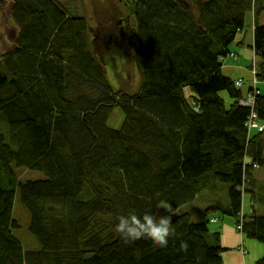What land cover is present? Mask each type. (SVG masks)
I'll use <instances>...</instances> for the list:
<instances>
[{"label":"trees","instance_id":"1","mask_svg":"<svg viewBox=\"0 0 264 264\" xmlns=\"http://www.w3.org/2000/svg\"><path fill=\"white\" fill-rule=\"evenodd\" d=\"M4 1L19 32L15 47L0 50V264H224L221 232L210 228L218 219L209 217L221 211L264 242V0L93 1L95 27L102 5L118 14L107 36L123 59L109 64L88 10ZM250 14L256 55L245 82L223 66L240 59L230 46ZM15 167L44 177L21 181ZM18 188L40 245L30 251L14 233ZM200 198L202 217L178 213L166 248L125 244L115 231L122 214L155 212L160 202L181 210Z\"/></svg>","mask_w":264,"mask_h":264},{"label":"rangeland","instance_id":"2","mask_svg":"<svg viewBox=\"0 0 264 264\" xmlns=\"http://www.w3.org/2000/svg\"><path fill=\"white\" fill-rule=\"evenodd\" d=\"M63 5L69 9L70 13L84 14L86 15V5L84 1L93 3L96 0H59ZM100 1V0H98ZM96 3V2H95ZM97 4L100 5L98 2ZM107 5V4H106ZM12 3L0 0V50L7 52L9 49L16 46V38L18 36V27L13 24L10 18V10ZM105 7L102 5L101 10ZM108 9V8H107ZM8 22V23H7ZM249 22V15H247V24ZM121 52H123L121 50ZM111 54V51H110ZM100 56V55H99ZM112 56V55H111ZM124 81V80H121ZM242 80L239 79V82ZM224 96L225 92L222 93ZM245 100V98H244ZM243 101V100H242ZM242 105L244 106L243 102ZM124 114L121 110H116V113L109 120V125L116 128L119 127L123 122ZM16 172L19 174L21 181L30 179H41L44 177L42 171L18 168L15 167ZM206 202L200 198L190 203L185 204L178 210V213L189 212L191 214V220L195 221L202 217L204 212V205ZM202 209V213H200ZM163 212V209L160 210ZM257 213L264 215V206L257 205ZM13 217L19 221L20 228L14 231L15 235L20 238L26 251L37 249L40 245L36 237L30 231L31 215L30 212L24 207L20 200V188L16 190L15 202L13 207ZM209 217H217L218 221L210 222V228L221 232V244L226 250L223 252L224 264H256L257 259L264 257V242L257 239L249 238L247 235H243L237 228L236 218L228 215H224L222 211L212 212ZM249 240L248 243H246ZM243 244L247 251L244 254L240 246ZM253 260V261H252ZM258 261V260H257ZM256 261V262H257Z\"/></svg>","mask_w":264,"mask_h":264},{"label":"clouds","instance_id":"3","mask_svg":"<svg viewBox=\"0 0 264 264\" xmlns=\"http://www.w3.org/2000/svg\"><path fill=\"white\" fill-rule=\"evenodd\" d=\"M163 209V212L160 210ZM178 215V210L165 202L156 206L155 212L145 213L139 216L135 213L120 215L115 231L125 244L140 239H150L157 247L166 248L170 238L176 237V226L173 218ZM188 243L181 241L179 250L187 251Z\"/></svg>","mask_w":264,"mask_h":264},{"label":"crops","instance_id":"4","mask_svg":"<svg viewBox=\"0 0 264 264\" xmlns=\"http://www.w3.org/2000/svg\"><path fill=\"white\" fill-rule=\"evenodd\" d=\"M86 5V10H88L89 14V21L91 24V27H95V22H94V16L93 14L90 15L91 8L89 7V3L87 1H84ZM105 7H107L105 5ZM8 23V22H7ZM259 24L264 25V12L262 13L260 19H259ZM12 25V24H10ZM255 23L253 20L252 14L249 15V22L247 26L238 33L235 42L230 46V48L234 51H238L240 54V59L239 60H234V59H227L223 66V71L226 75L232 77V78H238V77H243L244 81L250 80L249 72L246 70V68L249 66V62L252 60V57H255V52L254 50V43H255ZM94 36V35H93ZM95 38V36H94ZM104 42L106 43V48H104L102 51H99L97 48V51L99 52L100 56L104 59V61L109 64V59L112 56H116L117 60H122V52L119 49H114L111 48L110 43H112L111 39L109 36L106 37ZM111 51V54H110ZM112 55V56H111ZM109 61V62H108ZM246 86V83L244 84V87ZM226 96V95H225ZM248 243V241H247Z\"/></svg>","mask_w":264,"mask_h":264},{"label":"water","instance_id":"5","mask_svg":"<svg viewBox=\"0 0 264 264\" xmlns=\"http://www.w3.org/2000/svg\"><path fill=\"white\" fill-rule=\"evenodd\" d=\"M113 0L109 1L112 3ZM107 7H104L102 10L98 11V13H100V15L98 17H102L101 20L98 19V27H93L94 29H91V32L93 33V35L95 36V45L96 48L99 51H102L104 48H106V43L104 42V40L106 39L107 41V35L113 34L114 30H115V21L118 18V14L114 13L113 11L111 13H109L108 15H106V13L104 11L106 10H112L110 9V4L108 3L106 5ZM108 8V9H107ZM133 32V31H131ZM117 67V65H116Z\"/></svg>","mask_w":264,"mask_h":264},{"label":"built area","instance_id":"6","mask_svg":"<svg viewBox=\"0 0 264 264\" xmlns=\"http://www.w3.org/2000/svg\"><path fill=\"white\" fill-rule=\"evenodd\" d=\"M255 82L257 83V80H255ZM256 96L254 97L253 94L252 95H249L248 98H246L245 100H243V104L244 106L246 107H250L253 105V100H255ZM254 114L251 113V116H250V119H249V124H252L254 126H256L257 124L255 123L256 122V119H254ZM262 129V127L260 128ZM239 228H241V225H239Z\"/></svg>","mask_w":264,"mask_h":264}]
</instances>
